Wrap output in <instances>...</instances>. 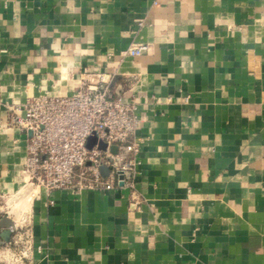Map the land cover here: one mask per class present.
I'll use <instances>...</instances> for the list:
<instances>
[{"label": "crops", "instance_id": "1", "mask_svg": "<svg viewBox=\"0 0 264 264\" xmlns=\"http://www.w3.org/2000/svg\"><path fill=\"white\" fill-rule=\"evenodd\" d=\"M84 72L137 104L135 191L38 189L25 264H264V0H0V201L31 189L13 110Z\"/></svg>", "mask_w": 264, "mask_h": 264}, {"label": "built area", "instance_id": "2", "mask_svg": "<svg viewBox=\"0 0 264 264\" xmlns=\"http://www.w3.org/2000/svg\"><path fill=\"white\" fill-rule=\"evenodd\" d=\"M149 48L148 43L130 45L122 55L140 56ZM80 78L73 93L32 96L23 105L24 113L19 112L20 106L12 112L11 123L28 132L24 171L33 198L40 188L75 194L125 187L135 191L141 120L137 104L126 102L106 73L84 72ZM93 135L96 142L89 146ZM102 141L105 148L100 147ZM6 215L14 220L8 239L2 238L0 226V244L10 254L6 263L25 264L32 260L35 248L32 226L27 219L19 222L15 215Z\"/></svg>", "mask_w": 264, "mask_h": 264}, {"label": "rangeland", "instance_id": "3", "mask_svg": "<svg viewBox=\"0 0 264 264\" xmlns=\"http://www.w3.org/2000/svg\"><path fill=\"white\" fill-rule=\"evenodd\" d=\"M31 189H25L22 192H19L17 194L11 195V196H4L1 201H0V215L1 214H6V213H10L11 212H16V214L19 215L17 216V220L19 222H22L24 219H27V221L29 220V209H30V204H31V200L33 197H31ZM27 197H30L31 200L29 201L30 204L28 206L23 207V209H16L13 210V207L21 204ZM25 209V210H24ZM22 211V212H21ZM15 212L12 215H16ZM3 244H0V257L6 262L9 260L10 254L9 252L5 251L3 252ZM10 264V263H8Z\"/></svg>", "mask_w": 264, "mask_h": 264}, {"label": "water", "instance_id": "4", "mask_svg": "<svg viewBox=\"0 0 264 264\" xmlns=\"http://www.w3.org/2000/svg\"><path fill=\"white\" fill-rule=\"evenodd\" d=\"M97 137L96 136H91L88 139V145L92 146L95 142H96ZM107 146V144L105 142H100V147L101 148H105ZM113 151H117V146H113L112 147ZM102 171L103 173H108V168L107 167H102ZM0 226L3 228H6L4 233H3V237L5 239H8L10 237L11 234V227L14 226V220L12 219V217H10L9 215H3L1 220H0Z\"/></svg>", "mask_w": 264, "mask_h": 264}, {"label": "bare ground", "instance_id": "5", "mask_svg": "<svg viewBox=\"0 0 264 264\" xmlns=\"http://www.w3.org/2000/svg\"><path fill=\"white\" fill-rule=\"evenodd\" d=\"M31 197H32V196H31ZM30 200H31V198H30V197H27V198H26L21 204H18V205H16V206H14V207H13V210L20 209V208L23 209V207L28 206V205L30 204V202H29ZM21 209H20V210H21ZM24 210H25V209H24ZM14 212H15V211H14ZM14 212H11V211H10V213H12V214H13ZM21 212H22V211H21ZM15 213H16V212H15ZM12 214H11V215H12ZM17 216H18V214L15 215L14 217H17ZM5 229H6V228H4V230H5Z\"/></svg>", "mask_w": 264, "mask_h": 264}]
</instances>
